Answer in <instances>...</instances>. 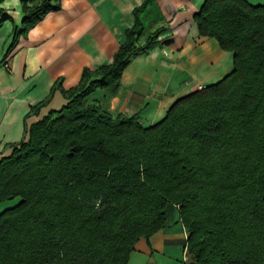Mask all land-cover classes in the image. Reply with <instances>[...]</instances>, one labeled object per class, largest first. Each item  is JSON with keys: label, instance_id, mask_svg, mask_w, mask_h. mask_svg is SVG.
I'll return each instance as SVG.
<instances>
[{"label": "trees", "instance_id": "1", "mask_svg": "<svg viewBox=\"0 0 264 264\" xmlns=\"http://www.w3.org/2000/svg\"><path fill=\"white\" fill-rule=\"evenodd\" d=\"M110 65L83 69L67 103L32 124L0 158V264H127L140 239L173 212L193 264H264V3L204 0L200 37L232 54L233 71L177 100L143 127L87 101L114 94L134 47L138 14ZM3 0H0L2 3ZM19 38L60 10L59 0H20Z\"/></svg>", "mask_w": 264, "mask_h": 264}, {"label": "crops", "instance_id": "2", "mask_svg": "<svg viewBox=\"0 0 264 264\" xmlns=\"http://www.w3.org/2000/svg\"><path fill=\"white\" fill-rule=\"evenodd\" d=\"M252 6L264 0H245ZM144 0H59L60 10L11 46L20 26V0L0 3V158L26 139V130L66 103L83 69L110 65L133 11ZM204 0H153L138 14L134 47L152 36L155 44L132 58L114 94L96 90L87 101L111 117L135 116L147 128L160 122L179 99L220 82L233 71L232 54L200 37L193 22ZM187 232L173 212L166 227L140 239L127 264H193Z\"/></svg>", "mask_w": 264, "mask_h": 264}, {"label": "rangeland", "instance_id": "3", "mask_svg": "<svg viewBox=\"0 0 264 264\" xmlns=\"http://www.w3.org/2000/svg\"><path fill=\"white\" fill-rule=\"evenodd\" d=\"M17 203H18V200L17 199L0 203V213L2 211L6 210V209H10V208L16 206Z\"/></svg>", "mask_w": 264, "mask_h": 264}]
</instances>
